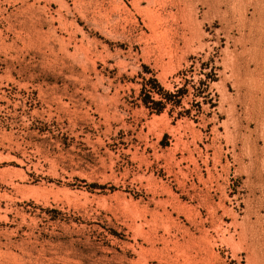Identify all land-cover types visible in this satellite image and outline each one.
I'll use <instances>...</instances> for the list:
<instances>
[{"label": "rangeland", "instance_id": "obj_1", "mask_svg": "<svg viewBox=\"0 0 264 264\" xmlns=\"http://www.w3.org/2000/svg\"><path fill=\"white\" fill-rule=\"evenodd\" d=\"M0 264H264V0H0Z\"/></svg>", "mask_w": 264, "mask_h": 264}, {"label": "trees", "instance_id": "obj_2", "mask_svg": "<svg viewBox=\"0 0 264 264\" xmlns=\"http://www.w3.org/2000/svg\"><path fill=\"white\" fill-rule=\"evenodd\" d=\"M147 99H150L151 101H152V95H151V93H148L147 94ZM149 101V100H148ZM148 101L146 100V104L148 103ZM155 103H161V102H155ZM161 109H159L158 111H160Z\"/></svg>", "mask_w": 264, "mask_h": 264}]
</instances>
